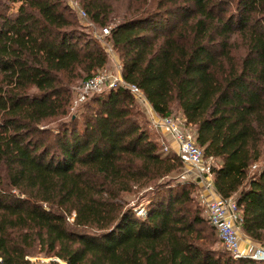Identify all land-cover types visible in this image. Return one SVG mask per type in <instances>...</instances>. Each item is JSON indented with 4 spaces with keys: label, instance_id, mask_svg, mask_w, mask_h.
Here are the masks:
<instances>
[{
    "label": "trees",
    "instance_id": "1",
    "mask_svg": "<svg viewBox=\"0 0 264 264\" xmlns=\"http://www.w3.org/2000/svg\"><path fill=\"white\" fill-rule=\"evenodd\" d=\"M11 1L12 13L0 2V264L35 252L50 264H264L203 234L204 221L215 229L201 186L173 177L182 159L151 139L128 90L43 127L67 115L71 74L94 75L107 52L62 0ZM134 1L108 36L122 79L158 115L177 107L215 193L234 198L240 233L264 248V163L249 175L264 146V0ZM77 2L101 26L119 15L109 0Z\"/></svg>",
    "mask_w": 264,
    "mask_h": 264
},
{
    "label": "built area",
    "instance_id": "2",
    "mask_svg": "<svg viewBox=\"0 0 264 264\" xmlns=\"http://www.w3.org/2000/svg\"><path fill=\"white\" fill-rule=\"evenodd\" d=\"M67 5L77 12V14L85 18L87 16L84 9L79 5L76 0H64ZM110 34V28L104 26L96 37H108ZM109 46V45H108ZM110 48V46H109ZM124 88L128 90L134 97L136 104L141 106L147 116L149 127L153 130L160 132L171 138L176 146L177 150L174 151L181 159L182 162L189 166L190 170L184 171L182 174L185 180L193 179L201 186L205 191L203 196L206 198L205 213L209 224L215 229L216 235L222 247L230 253L234 259L250 258L253 260H264V248L245 238L240 233V210L238 209L233 197L221 198L213 189L212 175L209 172V166L204 165V152L200 148L195 139V132L193 128L186 125L185 120L179 117L173 116H160L155 113L142 91L135 85L124 81L119 73L118 76L105 72H97L94 75L86 78L80 87L78 92V99L84 100L86 96L94 91H101L107 89ZM164 144V143H163ZM162 151L168 152V146L163 145ZM211 160V159H209ZM143 210L138 211V215H142ZM244 240L245 248H241V242ZM28 260L32 262L30 257ZM53 259L50 258L46 263H50ZM58 264H63L58 261ZM35 264L34 262H32Z\"/></svg>",
    "mask_w": 264,
    "mask_h": 264
},
{
    "label": "rangeland",
    "instance_id": "3",
    "mask_svg": "<svg viewBox=\"0 0 264 264\" xmlns=\"http://www.w3.org/2000/svg\"><path fill=\"white\" fill-rule=\"evenodd\" d=\"M62 1L65 5H67L64 0H62ZM109 1L112 3L116 12H118V14H119L118 16H116V18H117L116 20L111 21V22H109V24H107V27H109V28L111 26H113L114 22H118L121 20L120 15L123 14L124 12H126L125 10H127V9L131 10L136 6V2L134 0H109ZM0 2L4 6L7 7V12H10V13L15 12L17 6L19 5L18 2H12L11 0H0ZM72 12H73V15L75 16V22L77 23V30L79 32L83 33L84 36L86 37V39H91L97 45L106 49V52H107L106 65L104 66L103 69L98 70L95 73L105 72V73H109L111 75L113 74L114 76H118L120 73L119 59H118L117 54H115L111 50V48H109L108 37H99V38L96 37V35L100 32L101 28L104 26H101V25H98V24L92 22L87 13H86L87 16L85 18H82L73 9H72ZM77 73L79 74V76L76 75ZM85 76H86V74L79 71V69H77L74 74H71L70 82L68 83L69 84L68 88L70 90V99L71 100H70V103L68 105L67 115L64 117L55 118L53 120L52 119L47 120L45 122L46 125H44L43 127H47L49 129L56 128L57 122H65L69 118L77 117V119L79 121L82 120V114L86 113V109L84 108L85 102H90L93 97L99 95L103 91V90H101L100 92L99 91L91 92L86 96L88 98L86 101H82V100L79 101L78 92L80 90L82 82L85 80ZM136 108H137V110H139V114L137 115V118H138L139 122L142 124V126L148 130L151 139L157 141L160 144L159 145L160 147H163L164 144L167 145L168 146V152L167 153L173 152V150L170 148V145L167 143V141L165 139L160 138L161 133L156 131V130H153L151 127H149V122L147 120V116H146L144 109L141 106H139L138 104H137ZM173 115L182 118L181 114L179 113V111L175 105H173ZM263 163H264V146H263L262 153H261L259 160L251 165V168L249 170V175L256 173L257 170L260 168V166ZM204 165L206 167L213 165L212 160L205 159ZM186 170L188 171V170H190V168L188 165L183 163V167L181 169H179L178 172H176V174L173 175V177L176 178V180H178L180 182L189 181V179L185 180L184 179L185 177L182 175V174H184V171H186ZM190 175H192L191 170H190ZM191 181H194V180L191 179ZM194 197H195V202L199 208L201 215L205 216L206 198L203 196L200 188L199 189L196 188L194 190ZM142 208L143 207H140V206L137 207L138 211ZM138 211H137V214H138ZM202 229H203V234H205L206 236L208 234H210V237H212L214 240H218L215 232L213 230L211 231L209 229V225H208L207 221H204V227H202ZM217 246L223 248L220 243H218ZM29 257L32 259V262H34L35 264H50V263H48L49 262L48 260L51 257L44 256L42 253L35 252V253H32L31 255H29ZM45 260H47L48 262L46 263Z\"/></svg>",
    "mask_w": 264,
    "mask_h": 264
},
{
    "label": "crops",
    "instance_id": "4",
    "mask_svg": "<svg viewBox=\"0 0 264 264\" xmlns=\"http://www.w3.org/2000/svg\"><path fill=\"white\" fill-rule=\"evenodd\" d=\"M160 138L161 139H165L166 141H167V143L170 145V148L173 150V151H176L177 150V146H176V144H175V142L171 139V138H169V137H167V136H165V135H162L161 134V136H160ZM213 180V179H212ZM200 186V185H199ZM202 189V188H201ZM205 193V191H203L202 190V194H204ZM245 241L244 240H242V242H241V248H245L246 246H245Z\"/></svg>",
    "mask_w": 264,
    "mask_h": 264
}]
</instances>
